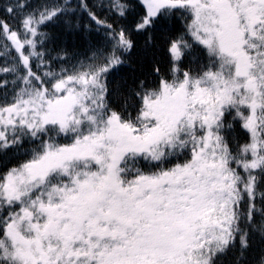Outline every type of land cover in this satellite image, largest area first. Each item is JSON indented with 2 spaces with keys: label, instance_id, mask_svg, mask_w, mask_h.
Masks as SVG:
<instances>
[{
  "label": "snow or ice",
  "instance_id": "1",
  "mask_svg": "<svg viewBox=\"0 0 264 264\" xmlns=\"http://www.w3.org/2000/svg\"><path fill=\"white\" fill-rule=\"evenodd\" d=\"M0 264H264V0H0Z\"/></svg>",
  "mask_w": 264,
  "mask_h": 264
}]
</instances>
